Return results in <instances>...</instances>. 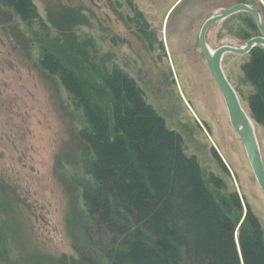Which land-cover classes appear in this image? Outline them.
I'll use <instances>...</instances> for the list:
<instances>
[{
  "label": "rangeland",
  "instance_id": "obj_1",
  "mask_svg": "<svg viewBox=\"0 0 264 264\" xmlns=\"http://www.w3.org/2000/svg\"><path fill=\"white\" fill-rule=\"evenodd\" d=\"M32 2L38 18L31 21L0 2V264H24L16 243L29 258L34 248L77 257L85 243L71 216L85 210L83 190L92 184L93 156L80 136L88 126L59 77L40 65L49 45L76 50L72 67L96 81L115 68L132 78L181 135L216 198L236 192L264 231V195L198 44L204 20L237 3L259 10L264 24V0ZM258 34L252 16L238 12L212 25L206 41L211 49L241 46ZM249 61L250 54L226 53L221 62L248 115ZM253 123L264 163V126Z\"/></svg>",
  "mask_w": 264,
  "mask_h": 264
},
{
  "label": "trees",
  "instance_id": "obj_2",
  "mask_svg": "<svg viewBox=\"0 0 264 264\" xmlns=\"http://www.w3.org/2000/svg\"><path fill=\"white\" fill-rule=\"evenodd\" d=\"M0 2L23 20L38 18L32 0ZM56 52L44 46L40 65L82 108L88 127L80 136L93 156L85 210L71 216L85 243L75 248L77 257L58 258L35 248L29 258L16 243L23 263L264 264V231L249 205L243 209L236 192L216 198L181 135L136 82L117 68L96 81L72 67V47ZM248 54L244 70L255 86L249 116L264 126V48ZM210 183L219 186L214 177Z\"/></svg>",
  "mask_w": 264,
  "mask_h": 264
},
{
  "label": "water",
  "instance_id": "obj_3",
  "mask_svg": "<svg viewBox=\"0 0 264 264\" xmlns=\"http://www.w3.org/2000/svg\"><path fill=\"white\" fill-rule=\"evenodd\" d=\"M238 12H246L252 16L259 30V34L250 37L241 46L220 45L215 49H211L206 41V34L209 28L215 23ZM198 44L206 61L209 73L223 97L229 122L244 147L255 179L264 195V163L255 133L254 123L242 107L236 91L228 81L221 66L223 56L226 53L244 55L248 54L254 47L264 48V24L261 20L259 10L245 3H237L220 13L209 16L200 27Z\"/></svg>",
  "mask_w": 264,
  "mask_h": 264
}]
</instances>
